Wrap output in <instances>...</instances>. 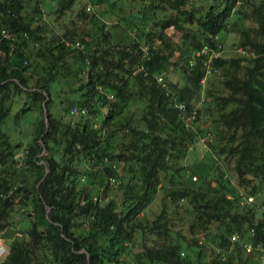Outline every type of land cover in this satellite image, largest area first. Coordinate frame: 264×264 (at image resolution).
<instances>
[{
    "label": "trees",
    "instance_id": "obj_1",
    "mask_svg": "<svg viewBox=\"0 0 264 264\" xmlns=\"http://www.w3.org/2000/svg\"><path fill=\"white\" fill-rule=\"evenodd\" d=\"M115 1L0 0V264H264V201H245L264 190V0H125L123 41L100 9ZM235 20L254 23L241 32L252 57L212 58L223 93L198 107L208 55L195 53ZM180 44L190 54L173 61ZM179 102L196 110L193 126ZM22 118L31 138L14 142ZM196 142L212 162L193 176L180 163ZM28 202L25 235L6 243ZM180 206L192 216L182 232L170 225Z\"/></svg>",
    "mask_w": 264,
    "mask_h": 264
},
{
    "label": "rangeland",
    "instance_id": "obj_2",
    "mask_svg": "<svg viewBox=\"0 0 264 264\" xmlns=\"http://www.w3.org/2000/svg\"><path fill=\"white\" fill-rule=\"evenodd\" d=\"M89 6V5H87ZM131 3L129 1L125 0H117L115 1L114 5L112 7L102 6L100 9H104L106 11L105 14V21L107 23L111 22L112 25L115 24L117 25L116 27L114 26L112 28V31H114L118 41H123L125 40V36L123 34L124 32V27L120 26L117 24V19L119 17H128L130 16L129 9H130ZM122 7L123 9H120ZM76 9V8H74ZM91 10V9H90ZM46 18V19H45ZM45 20L49 21V24L54 27L53 22H51L50 19H47L46 15H44ZM253 22L251 20H235L233 22V27L229 30V32L225 33L224 35L221 36L220 42L223 44V50H222V55L226 57L227 59H230L232 57H246L242 58L241 64L244 66L248 62V57L251 58L252 54L249 49L243 48L241 46V43L243 41L244 36L242 35V30L246 29L247 27L253 26ZM168 34H170L175 40L179 41L178 39V32L174 31L172 28H169L166 30ZM128 32L130 34H133V31H130V28H128ZM244 49L246 50L247 54L244 53ZM190 54V50L187 48V46L180 44V52L175 53V56L173 58V61L178 59L179 55H183V57H186ZM167 75L169 79H172L174 81H180L182 79V74L174 67V65L170 64L167 66ZM244 69H240L239 72L242 73ZM224 72L221 71V69H218L217 71H214L210 73L207 78L202 82V89L199 95V98L196 99L195 103L198 105V107H203L205 102H209V97L206 98V91L209 90L213 92L214 94L218 93H223L222 91V85H221V78L222 74ZM226 93V91H224ZM28 114H34L32 112H29ZM29 115L27 116V118ZM213 113L209 117L202 116L201 120H199L198 127L202 129L203 131L206 130H214L213 129ZM10 120L12 121L14 125V118L11 117ZM29 125L26 126L25 119L22 118L20 127L15 125V129H12V139L14 142L17 141H23L26 142L30 140V135H28L29 132ZM11 130V129H10ZM212 138L214 139L215 136L213 133L210 134ZM215 142H217L215 140ZM218 144V142H217ZM219 145V144H218ZM207 147V146H206ZM204 146L203 142H196L187 152L186 158L180 163L183 167H188L189 172L188 174L193 175V176H198L196 173H192V171H197V172H205L209 166L211 165L212 162V155L210 150H208ZM46 152H44L45 154ZM221 166L227 174L233 175L232 170H231V163L225 164V162H221ZM205 167V168H204ZM195 177H192L194 179ZM198 179V178H197ZM185 180V179H184ZM163 192L161 189H159L158 195H157V200L154 201L150 206L153 207V209L157 210L159 208V205L161 203L160 198L162 197ZM253 203H258L259 205L262 204L264 201V190L258 191L257 196H253ZM168 203V200H167ZM168 211L171 210V205L168 203ZM32 213V205L28 202L26 205H16L12 214H11V227H9V230L7 232V235L10 236L11 238L9 239H4V241L7 243L11 239H16V238H22L25 233H26V227L28 225L29 218L31 217L28 215V213ZM33 214V213H32ZM146 216L151 217L150 213L147 214ZM33 217V215H32ZM170 221V225L173 227V229L178 230L180 232L185 231V228L190 222V219L192 218L191 214L188 213V210L185 209L184 206L177 207L176 210L174 211V215H172ZM173 222V224H171ZM3 241V240H2ZM258 262V261H257ZM257 264V263H256ZM260 264V263H258Z\"/></svg>",
    "mask_w": 264,
    "mask_h": 264
},
{
    "label": "built area",
    "instance_id": "obj_3",
    "mask_svg": "<svg viewBox=\"0 0 264 264\" xmlns=\"http://www.w3.org/2000/svg\"><path fill=\"white\" fill-rule=\"evenodd\" d=\"M76 45H78V43H76ZM222 50H223L222 44L216 43L215 47L207 45L201 51H197L195 53V55H197V56L201 55L202 53H204V54L206 53L208 55V59H206L204 61V65H206V67H207V73L208 74L211 73L210 62H211L212 58L220 57L222 55L221 54ZM159 81H161L160 78H159ZM163 86H166V85L163 83ZM176 106L178 108L179 115L181 116V118L185 122V125L188 127L193 126V124L195 123L196 117H197L196 110L193 109L191 111H188L183 102H179ZM71 112L73 115H79V114L83 115L86 113V109L80 108V107L74 105L71 109ZM245 201L247 203H252L254 201V199L252 196H247V197H245ZM261 210L264 211V206L261 207ZM236 238H237V236L233 237V239H236ZM244 249L248 253V252L253 251L254 248L250 244H247V245L245 244ZM257 249L260 251V253H261L260 257L262 259L264 257V248L259 244L257 246ZM6 252H7V247L2 243V241L0 239V257L4 256L6 254Z\"/></svg>",
    "mask_w": 264,
    "mask_h": 264
},
{
    "label": "crops",
    "instance_id": "obj_4",
    "mask_svg": "<svg viewBox=\"0 0 264 264\" xmlns=\"http://www.w3.org/2000/svg\"><path fill=\"white\" fill-rule=\"evenodd\" d=\"M23 153V148H20L19 150V155L17 156V158L20 160L21 159V154Z\"/></svg>",
    "mask_w": 264,
    "mask_h": 264
},
{
    "label": "water",
    "instance_id": "obj_5",
    "mask_svg": "<svg viewBox=\"0 0 264 264\" xmlns=\"http://www.w3.org/2000/svg\"><path fill=\"white\" fill-rule=\"evenodd\" d=\"M47 98H48V95H47ZM47 121V120H46Z\"/></svg>",
    "mask_w": 264,
    "mask_h": 264
}]
</instances>
